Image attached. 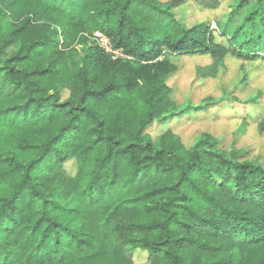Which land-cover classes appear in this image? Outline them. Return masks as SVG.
Wrapping results in <instances>:
<instances>
[{
  "label": "trees",
  "instance_id": "1",
  "mask_svg": "<svg viewBox=\"0 0 264 264\" xmlns=\"http://www.w3.org/2000/svg\"><path fill=\"white\" fill-rule=\"evenodd\" d=\"M189 2L220 5L0 0V264H264V166L208 133L186 145L173 123L204 106L168 84L175 57L209 56L203 78L264 62V0L214 27Z\"/></svg>",
  "mask_w": 264,
  "mask_h": 264
},
{
  "label": "rangeland",
  "instance_id": "2",
  "mask_svg": "<svg viewBox=\"0 0 264 264\" xmlns=\"http://www.w3.org/2000/svg\"><path fill=\"white\" fill-rule=\"evenodd\" d=\"M229 1L220 0L215 10L187 3L184 9L186 23L191 25L208 21L214 27L215 20L228 11ZM255 7L256 3L253 2L249 10ZM97 35L100 36V33ZM100 43V40L94 39L93 44L101 47ZM82 56L80 50L77 58L81 59ZM173 59L178 70L170 77L168 84L173 86L179 103L204 106L203 109L190 110L188 118L174 121L173 127L183 142L190 145L198 135L208 133L216 138L219 147L237 155L242 154L240 159L255 160L264 166V131L259 132L257 123L251 121H248L245 129L240 127L241 122L248 119L247 114L264 116V62L242 61L230 56L214 76L203 78L197 74V69L212 62L209 56L199 54ZM242 77L247 78V85L241 82ZM253 98L257 103L252 101ZM2 169L3 166H0ZM146 257V253L140 251L133 256L137 264H143Z\"/></svg>",
  "mask_w": 264,
  "mask_h": 264
},
{
  "label": "built area",
  "instance_id": "3",
  "mask_svg": "<svg viewBox=\"0 0 264 264\" xmlns=\"http://www.w3.org/2000/svg\"><path fill=\"white\" fill-rule=\"evenodd\" d=\"M97 33H100V32H95L94 34L97 35ZM95 37H97V39L101 41V43H100V44H102L101 48L104 51L110 53L113 58H115L116 56H124L121 53L120 49L112 48L110 41L103 34L100 33V36L97 35Z\"/></svg>",
  "mask_w": 264,
  "mask_h": 264
}]
</instances>
